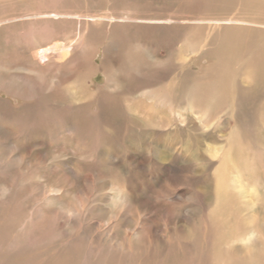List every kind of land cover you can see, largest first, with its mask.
Masks as SVG:
<instances>
[{"label": "rangeland", "instance_id": "obj_1", "mask_svg": "<svg viewBox=\"0 0 264 264\" xmlns=\"http://www.w3.org/2000/svg\"><path fill=\"white\" fill-rule=\"evenodd\" d=\"M173 1L178 0H0V15L65 9L71 5L79 11L90 8L92 14L108 12L112 7L114 13L137 16L194 12L168 6ZM91 29L90 25L85 27L86 31ZM72 30L67 22L49 27L44 36H32L30 40L38 47L55 43L64 46L73 38ZM132 30L96 28L92 35L98 36L102 43L94 54L87 44L75 48L74 53L80 52L83 57L80 59H87V65L82 64L88 74L83 76L88 78L86 82L75 73L76 76L68 77L61 71L35 72L19 60L17 52L6 55L7 67H0V112L8 107L15 118L22 109L29 112V104H35L33 111L38 116L48 106L71 111L63 115L65 121H61L63 116L48 115V125L27 131H23L24 124L10 125V118L0 119V264H28L27 258L45 261L49 257L57 261L65 249L75 250L74 264H91L93 257L101 254L110 261L116 254L126 255L121 259L123 264H137L141 262L138 261L140 251L142 248L147 250L151 243L138 246L135 236L142 227L146 229V238L152 242L157 243L161 237L171 240L172 244L164 254L173 257L177 253L173 241L181 236L177 229L184 228L181 238L185 237L186 246L193 245V239L200 241V236L196 235L200 232L199 227L214 223L207 221V215L217 208L218 213L226 214L223 229H232L237 217L230 211L236 207L243 219L254 216L249 220L250 224L243 223L242 236L247 238L255 228L258 232L264 230V98L259 99V103H253L255 98L252 97L242 98L241 105L250 116L252 130L248 145L245 142L242 149L229 148L232 150L229 153V138L236 129L231 99H212L207 121L200 108L188 109L186 98L179 99L173 108H168L167 104L155 106L157 98L151 99L147 91L165 82L139 81L142 73L159 77L146 67L159 64L157 58L167 59L166 65H156L159 69L166 68L162 74L166 75L164 78L172 76L178 69L186 70L190 64L194 65L192 68L196 73H202L207 62L201 59L207 61L206 55L211 56L202 55L201 50L212 47L217 41L220 48L223 33L228 30L186 28L176 33L169 47L165 44L168 34ZM110 33H114L115 38L118 34L134 39L141 35L145 41L129 46L120 56L123 63L130 62L129 57L138 59L136 67L139 66L142 73L132 78L135 84L130 85L132 89L127 87L119 95L121 103L128 104L131 109L122 104L118 112L113 108L111 97H107L108 102L103 99L114 86L107 87L108 91L102 90L105 84L113 85L116 79L109 80L110 73L106 69H97L92 74L96 66L107 61L103 54L104 44L115 49L119 47L116 39L115 42L107 40ZM206 37H211L212 43ZM182 48L186 50L185 59L179 54ZM74 57L78 63L75 54ZM113 67V73L119 72L114 63ZM196 79L199 82L200 77ZM60 81L63 87L66 86V94L62 92L61 97L53 91ZM117 83L123 81L117 80ZM7 89L10 91H5ZM219 101L227 103L222 106ZM85 102L88 104L81 107ZM139 104L147 107L148 116L143 115L144 109ZM172 112L184 114L186 125L181 127L173 118L175 126L171 128L172 122H168ZM143 119L149 120L150 124L145 126ZM165 119L168 122L164 125L158 123ZM181 128L183 131L176 138V130ZM138 129L153 134L155 139H146ZM172 141L184 147L186 157L175 155L172 160L173 155L164 144ZM147 142L157 149L147 151ZM209 157L211 162L206 160ZM23 234H26L24 238ZM16 239L15 246L9 243ZM156 243L152 246L155 250ZM101 245L104 250L96 247Z\"/></svg>", "mask_w": 264, "mask_h": 264}, {"label": "bare ground", "instance_id": "obj_2", "mask_svg": "<svg viewBox=\"0 0 264 264\" xmlns=\"http://www.w3.org/2000/svg\"><path fill=\"white\" fill-rule=\"evenodd\" d=\"M168 6H174V8L179 11L180 9H189L193 10L194 12L189 13L182 11L184 13L172 14V12H169V14L164 13L156 16H137L132 13H128V15L114 13V8L112 7L108 12L103 10L101 11V13L92 14L90 13V8H84V10L79 11L71 5L70 7L65 9H38L36 11L29 10L19 14H1L0 67H7V65H5L7 60L6 55L8 53H11L13 55L15 51L17 52V57L19 58V60L24 61L27 66H29L31 70L35 72L39 70H47L50 73L61 71L66 75L68 74V77H73L76 75L83 77L88 75L86 72H84V68H82V64H85V61H87V59H80L83 58L80 52L74 53V51L75 48L81 47L83 46V44H87L86 46H88L89 50L93 52L92 54H94L98 50L102 41L99 39L98 36L92 35V30H95L96 28H105L106 31L111 28H121L130 31H133L132 29H138L143 32L151 31L156 34H168L169 38L165 39V44L168 47L169 45H171V40H174L176 33H179L186 28H207L212 30H218L222 28L228 30V32L223 33V44L220 48L217 47L218 45H220L219 41L212 43L213 39L211 37H206V39L210 43H212V47L205 50H201L203 51L202 55L207 53L211 56L210 58L206 55V58H208L207 61L201 59V61H204V63L207 62L205 64V71H203L202 73L200 72V74H198L192 68L194 65L190 64L186 66V70L178 69L176 73L166 78H164L166 75H162L164 72H166V68L164 69L160 67L159 69V67H156V65H166L167 59L161 60L157 58L156 60H158L160 63H154L150 67L143 64V66H146L149 71H153L159 77H156L154 74H151V76H149L147 73H142V70H139V66L136 67V65L138 64V59L136 58L129 57L128 59L131 60L130 62H121L120 56L126 48L132 45H141L142 42H145L141 35L137 36L136 39H134L129 35L120 36L118 34L115 38L114 33H110L108 34L107 40L115 42L116 39L118 41L119 47H116L115 49L110 47L109 44L105 43L103 47V54L106 56L107 61L103 62V64L100 66H96V69L94 68L95 70H93L92 74H94L97 69H106L108 70V73H110L108 79H116L113 85L105 84L102 87V90L108 91L107 87L113 88L114 86V88L111 89L109 92H106V95H104L105 97L102 98L105 100V102H108L107 97L112 98L111 100L113 108L117 109H114L115 112H118V109L121 107L122 104L126 108L128 106V108L131 109V106H129L128 104L126 106L124 102L121 103L119 95H122V90L127 87L132 89V86L130 85H135L132 83V78L136 75H140V73L142 74L139 76V81H151L154 83L165 82L164 84L162 83L156 86V88L147 91L148 94L151 96V99L154 100L155 98H157L154 104L155 106L159 105L158 107H163L164 104H167L168 108H173L177 104V101L179 99L186 98L188 109L190 111H194V109L200 108V110H202L204 113L203 117L207 121L209 120V116L211 115L212 99L222 98L224 100H227V98H229L233 101L232 116L235 120L236 129L232 132L229 138V146L227 147V149L228 151L229 148L231 149L232 147L236 149H242V146L245 144V142L246 145H248L247 139L249 138L252 130V123L250 116L247 114L246 110H244V107L241 105V100L244 97H252L255 98L253 100V103H259V99L264 98V0H178L168 3ZM67 22H70L71 26L73 27L72 32L74 36L64 46L59 43H55L50 46L43 45L38 47L36 46V43L33 40H30L32 36H44L43 34H46V30H48L49 27H53L55 25H60ZM87 25L91 26V31L85 30V27ZM26 28H28V30ZM76 31L77 33H75ZM74 54L78 58V63L75 60ZM179 54L181 55V59L186 58L185 49L182 48ZM90 60L91 59H89V61ZM196 60H199V57ZM119 61L121 62V64H118ZM113 63L114 65L118 66L117 69L119 72L115 73H120L122 76H124L123 74H125L124 77H119L118 75L113 73ZM130 64L133 67L129 68ZM85 65H87V63ZM107 66L109 67V69L106 68ZM126 68L128 69L127 71L125 70ZM58 74L59 73H57L56 75L58 76ZM86 77H83L84 82H86L88 79ZM197 77H200L199 82H197ZM117 80L123 81V83L119 84L117 83ZM57 84L58 85H56L55 90L53 91H55L54 93L59 94V96L61 97L62 92L64 93V95L66 94V86L64 85L63 87L61 81ZM1 89L2 88L0 85V90ZM5 91L8 92L10 90L7 89ZM226 103L227 102L219 101V105L222 106L226 105ZM87 104L88 102H85L81 107ZM139 106L144 109L143 115L148 116L147 107L142 104H139ZM34 107L35 104H29V108L31 110L28 112L26 109H22L17 112L18 116L15 118L10 115L9 108L7 107L6 111L4 109V112H0V119L8 120L10 118V125L24 124L25 128L23 129V131H25L29 128H37L38 126L41 127L42 125H48V115H51L55 118H59L71 111L69 109V111L65 112L63 108L58 109L48 106L45 108V111H43V113L38 116L33 111ZM36 107L38 108L37 101ZM30 112H32L33 115L30 114ZM36 113L38 114L39 111ZM171 116V121L169 120L168 122V120L165 119L164 121L158 123L164 125L165 122H172L171 128H173L175 126V120L173 118H175L179 121L181 127L186 125L187 122L185 120L184 114L172 112ZM213 119L214 116L211 117V120ZM65 120L67 119L63 116V120L61 121ZM142 122L145 126L150 124V121L146 119H143ZM138 131H141L140 135L150 141L155 139V137H152L154 136L153 134H150L147 131L145 132V130L138 129ZM176 131V138H179V134L183 130L181 128L177 129ZM176 138L173 141H176ZM172 142L168 143V145L164 143L167 147L166 150L170 149V155H173L172 160L175 155L177 157H186L187 151L184 149V147L179 143L175 144L177 142ZM147 143V151L148 149L151 151L156 147H154L150 142ZM230 152H232V150H230L229 153ZM206 160L208 162H211L210 157ZM222 172L223 171H220V175H222ZM218 183L219 185L222 184L221 181H218ZM218 211L219 208H217L215 212L213 211L212 213H210V215H207V221H211L214 223H207V225H204L202 228L199 227L200 232H198V230V233L196 235L200 236V241L193 239L195 245L193 244L186 246L184 241L185 237L184 239L181 238L183 237L182 232H184V228L177 229L178 231H181V236H176L177 239L173 241L177 245H175L177 248V253L175 255L173 254V257L172 255L170 256L164 254L165 250L169 246H171V240H166L165 237H161V239H159L157 243L156 241L152 242V240L146 238V229L145 227H142L140 232H138L135 236L137 242L139 241L138 246H142V243H146L148 241H150L151 243L148 245L149 248H147V250L142 248L139 255L141 256V258L138 257V261L141 262L137 264H264V230L262 232H258L255 228L251 233H249L247 238L245 236H242L245 228L244 224H250L249 220H253L254 216L243 219V216L238 213L239 211L237 210V208H233L230 212H233V215H235V217L237 218L235 219L236 221L234 222L232 229L228 231L227 229H223L222 227V222H225L227 220V218L225 217L226 214L218 213ZM258 224L259 222L253 226L257 227ZM193 230H195L194 227ZM178 231L176 234H178ZM193 232L192 230H190V233ZM25 235L23 236V238L25 237ZM201 236H203V238H201ZM17 239L16 241L10 240L9 243L11 245H14L15 243H17ZM155 243L156 250L155 247H152ZM30 244L32 243L30 242ZM98 246L96 247L101 250H104L102 249L104 248L102 245V247ZM93 247L95 248V244ZM157 247L161 250H159ZM37 252L38 251H36V253ZM85 254H87V252ZM75 255L76 252L74 249H65L64 255L62 256V258H56L58 259L57 261H54L55 259H51L49 257L45 258V261H40L38 260V258H30V260L29 258H27V263L74 264L72 263V257ZM150 255V259H147ZM98 256L95 257L96 259L93 257V261L91 262V264H123L124 262H122L121 259L123 256L125 257L126 255L116 254L115 257L112 259L113 263L108 259V257H103V254H101L99 258ZM87 262L89 261H86L85 263Z\"/></svg>", "mask_w": 264, "mask_h": 264}]
</instances>
